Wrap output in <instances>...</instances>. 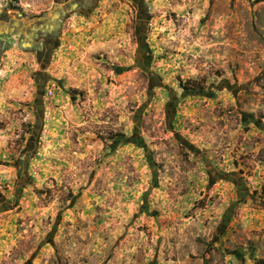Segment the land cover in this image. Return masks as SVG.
<instances>
[{
    "label": "rangeland",
    "instance_id": "obj_1",
    "mask_svg": "<svg viewBox=\"0 0 264 264\" xmlns=\"http://www.w3.org/2000/svg\"><path fill=\"white\" fill-rule=\"evenodd\" d=\"M72 1L0 0V264H264V0Z\"/></svg>",
    "mask_w": 264,
    "mask_h": 264
},
{
    "label": "water",
    "instance_id": "obj_2",
    "mask_svg": "<svg viewBox=\"0 0 264 264\" xmlns=\"http://www.w3.org/2000/svg\"><path fill=\"white\" fill-rule=\"evenodd\" d=\"M70 10L72 9H76V7H72L69 8ZM69 10V11H70ZM66 15V11L62 10L61 12H55L53 13L50 17L42 18L40 20H37L35 23L31 25L30 27V33L28 32V36H31L32 34H35L37 32H42L48 29V31L51 32H58V26L61 23L63 17ZM17 18L21 19V14H16ZM12 23V22H10ZM10 27L6 28L4 31H8ZM24 25L20 24L19 26H16L14 28V31L19 34V35H25V33H23L24 31ZM4 45H6V43L4 42ZM41 44H38V46ZM37 133L34 134L35 137H37ZM32 153L30 151L26 152L23 154L22 157H20L17 161V166L18 168H20L21 166L26 165V162L31 158ZM15 204L12 203L11 201H5L4 199H0V212L3 211H7L10 210L11 208H13Z\"/></svg>",
    "mask_w": 264,
    "mask_h": 264
},
{
    "label": "flooded vegetation",
    "instance_id": "obj_3",
    "mask_svg": "<svg viewBox=\"0 0 264 264\" xmlns=\"http://www.w3.org/2000/svg\"><path fill=\"white\" fill-rule=\"evenodd\" d=\"M96 2H97V0H73L72 3L68 4L67 6H68V8L76 7V9H87V8L93 6ZM140 2H143V1L140 0ZM35 23H38V22H35ZM61 24H62V21L59 24L57 31H59ZM9 27H11V26H9ZM28 32L30 33L29 29L25 32V37L27 39V42L24 44V45H26L25 49H27L29 51H33L38 57L43 54L44 48L45 49L50 48L52 43H54V39L56 38L57 34L59 33V32H51V31H48V29H47L45 31L37 32L35 34H32L31 36H28ZM4 42L5 41L0 39V55H1V52L5 49V47H7V45H4ZM41 43H44L45 47H43L41 45L38 46V44H41ZM19 45L22 46L23 44L19 43ZM48 54L49 53H47V55Z\"/></svg>",
    "mask_w": 264,
    "mask_h": 264
},
{
    "label": "trees",
    "instance_id": "obj_4",
    "mask_svg": "<svg viewBox=\"0 0 264 264\" xmlns=\"http://www.w3.org/2000/svg\"><path fill=\"white\" fill-rule=\"evenodd\" d=\"M189 81H187V83H188ZM185 88H187V87H185ZM199 89H201V87H199Z\"/></svg>",
    "mask_w": 264,
    "mask_h": 264
}]
</instances>
